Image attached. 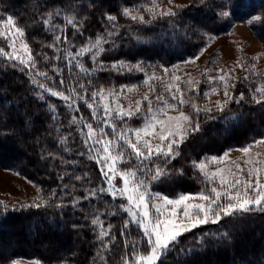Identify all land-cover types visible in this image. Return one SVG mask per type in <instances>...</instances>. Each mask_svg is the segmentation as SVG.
Listing matches in <instances>:
<instances>
[{
  "label": "trees",
  "instance_id": "1",
  "mask_svg": "<svg viewBox=\"0 0 264 264\" xmlns=\"http://www.w3.org/2000/svg\"><path fill=\"white\" fill-rule=\"evenodd\" d=\"M88 2L0 0V18L12 15L24 28L36 60L35 70L29 76L27 70L22 73L10 66L17 62L0 55V165L28 177L41 193L39 208L29 207L33 203L10 206L0 200L1 264H10L19 257L36 258L44 264H122L125 253L131 259L132 241H141L140 252H147L137 228L131 226L130 232L121 234L127 215L116 199L99 191L96 198L85 199L86 193L104 181L98 163L86 155L77 123L71 121L76 117L92 122V111L82 100L76 101V107H68L61 97L34 86L33 78L45 88L51 87L63 95L78 94L93 103L88 93L138 84L146 73H163V68L196 57L235 22L249 20L253 32L264 43V0H227L226 6L225 0H191L175 7L174 17L150 14L146 7L153 0H103V11L117 16L114 28L101 18L100 9L93 14L86 7ZM123 8L142 13L145 23L124 16ZM222 10L228 11L229 16L217 15ZM36 17L49 19L52 27L46 28ZM69 19L79 22L75 28L67 23ZM106 30L112 33L110 37ZM55 35L61 36L60 46L65 50H77L104 36L107 42L100 56L103 63L122 60L135 65L137 61H147L149 66L144 73L108 70L85 75L64 59L63 51L56 59L57 48L46 46L57 43ZM0 48L8 50L2 37ZM39 54H47L48 61ZM53 65L62 71L54 72ZM39 71L47 72L49 78L38 76ZM61 77L64 86L59 84ZM257 79L252 73L240 76L234 86V100L240 93L244 98L239 103H228L223 111L197 116L186 108L190 110L192 124L199 123L200 131L189 133L179 146L180 155L167 165L169 171L180 169L183 175L173 174L170 179L154 184L153 189L168 196L198 192L203 176L192 167V161L220 155L231 147L246 146L264 137V102H254L264 101L255 92ZM79 84L85 86L86 92L80 91ZM39 92H43V100L36 95ZM130 163L123 166H140L135 158ZM93 219L101 222L103 230L111 225L106 247L104 239H98L101 225L93 226ZM225 232L229 238L223 237ZM198 237H203L205 247L199 254L183 255L182 250L200 245ZM165 264H264V211L225 217L219 224L204 225L186 233L168 253Z\"/></svg>",
  "mask_w": 264,
  "mask_h": 264
},
{
  "label": "snow or ice",
  "instance_id": "2",
  "mask_svg": "<svg viewBox=\"0 0 264 264\" xmlns=\"http://www.w3.org/2000/svg\"><path fill=\"white\" fill-rule=\"evenodd\" d=\"M226 4L227 0H225V6ZM86 7L93 14H95L96 9H100L101 18L114 28L117 16L103 11V0H99V2L97 0H89ZM122 14L132 21L145 23L142 16L131 15L129 8H123ZM166 15L174 17L176 13L169 12ZM217 15L227 17L229 16V12L222 10ZM35 20L45 25L46 28L49 24V19L47 18L41 19L40 17H36ZM67 23L73 25L75 28L79 22L69 19ZM0 29H3L0 30V37L7 39L9 41V47L11 48V52H6L3 48H0V55L8 61L18 62L12 63L10 66L17 68L22 73L27 70L28 75L31 76L36 65L32 51L27 43L22 42L21 49L27 54V59H25L24 55L18 53L15 42V37H24L26 35L24 28L17 26V20L12 15H7L6 18H0ZM48 30L52 31L53 29ZM76 30L79 31V28ZM106 34L109 37L112 35L107 30ZM64 39L67 40V37L65 36ZM54 41H61V36L55 35ZM101 42L102 38H97L91 47H82L79 53H77L80 56L85 53L91 54L90 59L96 65L92 70L93 74L108 70L144 73L145 68L149 66L147 61H137L131 67H128L126 62L122 60L112 64L100 62L97 60V57L105 50L101 47ZM44 46L41 45V47ZM46 46L55 48L56 44L53 43ZM115 46L113 42L111 47L114 48ZM39 55L42 60L48 61L49 57L47 54ZM56 59H59V57L57 56ZM68 63H72V60H69ZM53 71L60 72L62 70L53 65ZM80 71L85 75L89 74L88 70L83 67H81ZM163 71L167 72L168 69L163 68ZM36 74L45 79L49 78L47 72L39 71ZM153 78L160 79L159 77H154V75L148 76L145 83H148ZM175 79L178 81L179 77H175ZM218 80L220 83H223L225 88L224 95L227 97L222 104L217 103L216 107L219 111H223L228 103H239L244 98L243 93H240L237 99H233V96L227 90L230 85L227 83L225 75H220ZM31 83L51 93L54 97H61L67 103L68 107H76V101L82 100L86 107L92 111L94 118L97 117V108L95 107L97 97L99 96L104 101L102 103L103 116L97 118V123L102 126L94 129L91 123H87L86 131L81 130V134L84 136V144L86 146L91 142L90 150L94 148L97 153L100 151L104 153L103 157L98 159L101 178L105 183V187L98 189L99 193L108 194L113 200L123 198L127 201V207L124 209L127 213V219L121 226V234L130 232L131 226H134L139 230L142 243L147 249L146 254H142L139 250L141 241H132L131 259L129 260L128 254L125 253L121 258L122 264H165V258L168 253L178 246L179 239L186 233L192 232L204 225L219 224L225 217H234L251 211H264V183L261 182L262 176H264V170L255 167H249L247 169V179H244L243 176L237 177L235 173L231 174V179H226L221 174L224 171L223 169L209 172L204 160H201L199 163L192 161V167L198 169L203 175L201 187L198 192L180 193L175 198H170L167 195L153 190L152 186L154 184L170 179L173 174L183 175L180 169L169 171L167 165L180 155L179 146L187 139V133L200 131L199 123L192 124L191 118L185 116L183 112L178 117L167 116L166 109L175 108L177 103L179 105L187 103L183 99V94L180 93L178 85L175 86L174 92H169L173 103L164 100L162 96H155V99L161 104L157 112L166 116V119H157L156 112H153L152 109V101L148 95L144 96V101L147 102L148 112L152 113L150 117L145 116L139 107L136 113L122 111L119 104L112 107L108 101L117 98L115 92H110L108 96H105L103 95V89L100 91L94 90L88 93L93 101V103H89L84 96L78 94L71 96L63 95L62 92L53 91L51 87L45 88V85L39 83L35 78L31 80ZM59 84L61 86L65 85L62 77L59 80ZM89 86H91V79L89 80ZM78 87L81 92H86L83 84H79ZM171 87L173 86L169 85V88ZM215 90V88L212 89V91ZM72 91L75 92V89H72ZM150 91L154 92L152 89ZM258 91L264 93V87ZM36 95L39 99H44L43 92L36 93ZM254 102L260 104L264 101L254 100ZM189 107L193 109L197 116L201 112L206 115L211 112V109L198 108L194 103H189ZM53 111L55 110L53 109ZM136 114H140L143 118L142 127L136 129L118 128L117 124L112 122L116 119L123 121L126 117L130 118ZM76 122V117H73L71 123L75 124ZM185 122H187V126ZM158 126L161 129L160 133L155 131ZM106 127L114 133V139L107 137ZM133 136L136 142H133ZM149 136L157 139L159 143L153 146L152 140L144 138ZM260 142L264 141H257V143ZM248 150V148L243 149L244 152H248ZM224 156H227V152L224 153ZM125 158L129 161L135 158L140 166L127 173L118 172L116 165L118 162H124ZM206 159H209L212 163H219L221 158L212 156ZM243 171L244 169H240V172ZM117 176L122 180V186L120 187L114 185V180ZM215 185H219L221 190H218ZM96 197L97 190L85 194V199ZM40 206V204L29 205V207L37 208ZM91 223L93 226L101 225L98 239L108 236V232L103 230V226L98 219H93ZM109 228H111V225H109ZM205 235L207 234L205 233ZM222 235L225 238H229V234L226 232L222 233ZM197 239L201 241L200 245L197 248L182 250L183 255L199 254V251L205 245L203 243V237H198Z\"/></svg>",
  "mask_w": 264,
  "mask_h": 264
},
{
  "label": "rangeland",
  "instance_id": "3",
  "mask_svg": "<svg viewBox=\"0 0 264 264\" xmlns=\"http://www.w3.org/2000/svg\"><path fill=\"white\" fill-rule=\"evenodd\" d=\"M190 1L191 0H153V3L148 5L146 8L150 14H166L172 12L175 7L188 4ZM129 10L131 12V15L143 17L142 13L131 10L130 8ZM6 17L7 16H5L4 18ZM17 26L19 25L17 24ZM48 27H52L50 21ZM2 38L8 44L7 52H11L9 41L4 37ZM99 38H102L101 47L104 48V36H100ZM96 40L97 39L88 41L77 50H71V48L65 50L67 48L63 49V47L60 46L59 41L56 43V52L59 57V54L63 51L64 59L67 62L69 60H72V63L69 64H75L79 71L81 67H83L88 70L89 74H93L92 70L94 69V67H96V65L90 59L91 54L85 53L84 55L80 56L77 55V53H79V50L82 47H91ZM15 42L18 53L24 55V58L27 59V54L24 53L21 49L22 42L29 45L26 39V35L24 37H15ZM102 53L103 52H101L97 57V60L100 62H102L100 60V56ZM126 65L128 67H131L133 64L126 63ZM167 69V72L163 71V73L160 74L146 73L140 83L125 84L117 88H111L107 91H104L103 95L108 96L110 92H115L117 98L110 99L108 101L112 107H115L117 104H119L122 111H131L133 113H136L137 108L139 107L140 111L145 116L150 117L152 113L148 112L147 102L144 101V96L148 95L149 99L152 101V109L153 112H156L157 119H166V116L157 112V109L161 107V104L155 99V96H162L164 100H167L169 103H173L169 92H174L175 86L178 85L180 93L183 94V99L187 103H185L184 105H179L177 103L175 108L166 109L167 116L178 117L180 113L183 112L185 116L191 118L190 110L193 111V109L189 107V103H194L198 108L201 109H211V112H213L218 110L216 107L217 103L222 104L227 99V97H225L224 95V85L218 80V77L220 75H225L226 81L230 85L227 90L234 99V86L237 79L240 76L246 77L249 75V73H252L258 76L255 84V92L258 95L264 97V93H260L258 91L260 88L264 87V43L260 39H258V37L253 32L249 20L235 22L226 33L215 36L196 57L178 62ZM153 75L154 77H159L160 79L153 78L152 80H149L148 83H145L147 77ZM175 77H179V80L177 81ZM169 85H172L173 87L169 88ZM213 88H215L216 90L212 91ZM150 89L154 90V92L150 91ZM205 93H207V95H205ZM103 102L104 101H102L98 96L95 101V106L97 108V114L99 115H97V117L95 118L93 117L92 122L81 120V118H76V129L79 132L80 137L82 138L83 147L86 149V155L92 160H95L97 163L98 159L103 157L104 153L103 151L97 153L94 148L90 150L91 142L88 146L84 144V136H82L81 130L86 131L87 123H91L94 129H98L102 126L97 123V118L103 116ZM186 108H190V110L188 111ZM113 115L115 114L113 113ZM112 122L116 123L118 128L123 127L136 129L142 127L143 118L140 114H136L131 116L130 118L126 117L123 121L116 119ZM185 124L187 126V122H185ZM105 131L108 138H115L114 133H112L111 129L106 127ZM155 131L157 133H160V127L158 126ZM189 133L190 132L187 133V136L189 135ZM144 138L152 140L153 146H155L156 143H159V141L154 137L149 136ZM257 141H264V137L259 138L246 146L231 147L227 149L225 151L227 152L226 157L224 156V152L220 155H206L196 162L199 163L201 160H204L207 164L209 172H215L217 171V169H223L224 171L221 174L226 179H231L232 173H235L237 177L243 176L244 179H247V169L249 167H255L264 170V142L257 143ZM133 142H136L134 136ZM244 148H248V152H244ZM212 156L221 158L220 162L212 163L209 159H206ZM125 163L128 165L131 164L130 161L127 160V158H125L124 162L117 163L116 168L118 172L127 173L136 168L127 166L124 167L123 165ZM240 169H244V171L240 172ZM196 170L200 172L198 169ZM200 174L202 175L201 172ZM261 182L264 183V176H262ZM114 185L117 187L122 186V180L119 176H117L114 180ZM215 186H217L218 190H221L219 185ZM100 187H105V183L93 190L98 191ZM153 190L157 191L155 189ZM169 197L175 198L176 196ZM0 200L10 206L28 203L38 204L41 201V193L39 187L31 180H29L26 176L22 175L19 171L11 168H4L0 165ZM116 200L119 202L120 210L127 215L126 211L124 210L127 207V201L123 198H117ZM104 231H107L109 234V226H105ZM106 237L107 236L103 237L105 245L108 244V240ZM10 264L44 263L36 258L19 257L14 259Z\"/></svg>",
  "mask_w": 264,
  "mask_h": 264
},
{
  "label": "bare ground",
  "instance_id": "4",
  "mask_svg": "<svg viewBox=\"0 0 264 264\" xmlns=\"http://www.w3.org/2000/svg\"><path fill=\"white\" fill-rule=\"evenodd\" d=\"M77 120V119H76ZM80 125V124H79ZM83 127V126H82ZM80 128V127H79ZM83 129V128H82ZM68 130V129H67ZM68 132H69V130H68ZM69 134H71V133H69ZM78 139V138H77ZM28 178V177H27ZM79 202V201H78Z\"/></svg>",
  "mask_w": 264,
  "mask_h": 264
}]
</instances>
